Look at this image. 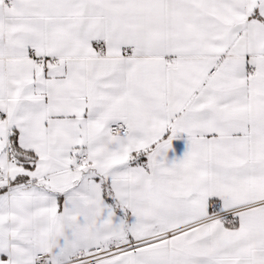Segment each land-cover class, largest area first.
<instances>
[{
  "label": "snow or ice",
  "instance_id": "snow-or-ice-1",
  "mask_svg": "<svg viewBox=\"0 0 264 264\" xmlns=\"http://www.w3.org/2000/svg\"><path fill=\"white\" fill-rule=\"evenodd\" d=\"M0 264H264V0H0Z\"/></svg>",
  "mask_w": 264,
  "mask_h": 264
}]
</instances>
